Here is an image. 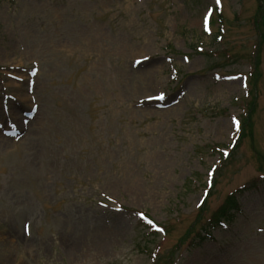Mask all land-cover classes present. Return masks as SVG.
I'll list each match as a JSON object with an SVG mask.
<instances>
[{"label":"rangeland","instance_id":"374dc122","mask_svg":"<svg viewBox=\"0 0 264 264\" xmlns=\"http://www.w3.org/2000/svg\"><path fill=\"white\" fill-rule=\"evenodd\" d=\"M32 82L0 133V264H264V0H0V93ZM212 174L202 220L256 187L176 252Z\"/></svg>","mask_w":264,"mask_h":264},{"label":"bare ground","instance_id":"6f19581e","mask_svg":"<svg viewBox=\"0 0 264 264\" xmlns=\"http://www.w3.org/2000/svg\"><path fill=\"white\" fill-rule=\"evenodd\" d=\"M147 73H148V72H147ZM144 74H145V73H144ZM147 75L149 76L150 74L148 73ZM151 75H154V73H151ZM145 77H146V76H143V78H145ZM145 79H146V78H145ZM150 96H151V95H147V96H144L143 98H148V97H150ZM96 242H97V241H96ZM96 242H95V243H96ZM75 243H76V242H75ZM75 243H74V244H75ZM70 244H71V243L68 242V247H69V249H70V251H71V250H72V246H70ZM73 251H75V250H73ZM73 251H72V252H73ZM3 253H4V252H3ZM74 254H75V256H76V253H74Z\"/></svg>","mask_w":264,"mask_h":264}]
</instances>
